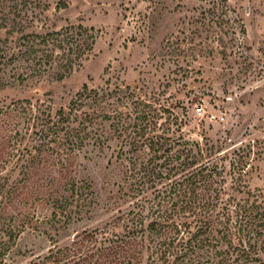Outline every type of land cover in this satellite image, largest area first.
Instances as JSON below:
<instances>
[{
  "label": "rangeland",
  "instance_id": "obj_1",
  "mask_svg": "<svg viewBox=\"0 0 264 264\" xmlns=\"http://www.w3.org/2000/svg\"><path fill=\"white\" fill-rule=\"evenodd\" d=\"M84 84L159 101L190 146L263 152L249 183L264 187V0H0V110L14 109L0 112V264H38L132 204L118 187L126 158L149 151L110 120L69 161L35 152V108L54 113ZM70 180L90 189L55 215Z\"/></svg>",
  "mask_w": 264,
  "mask_h": 264
},
{
  "label": "trees",
  "instance_id": "obj_2",
  "mask_svg": "<svg viewBox=\"0 0 264 264\" xmlns=\"http://www.w3.org/2000/svg\"><path fill=\"white\" fill-rule=\"evenodd\" d=\"M113 96L84 84L54 113L35 108V152H53L57 163L69 161L89 140L100 145L101 119L111 121L131 150L149 151L126 158L118 187L132 200L130 208L50 249L38 264H139L143 252L150 264H264V187L249 183L256 168L251 153L257 155L253 162L263 152L217 154L199 143L190 146L181 125L173 128L175 114L159 101L133 92L124 100ZM65 185L70 194L56 198L55 215L81 202L82 191L90 189L74 180Z\"/></svg>",
  "mask_w": 264,
  "mask_h": 264
},
{
  "label": "built area",
  "instance_id": "obj_3",
  "mask_svg": "<svg viewBox=\"0 0 264 264\" xmlns=\"http://www.w3.org/2000/svg\"><path fill=\"white\" fill-rule=\"evenodd\" d=\"M198 115H204V110L202 106H197L195 109ZM210 121H223V117L214 113H210L207 117Z\"/></svg>",
  "mask_w": 264,
  "mask_h": 264
}]
</instances>
